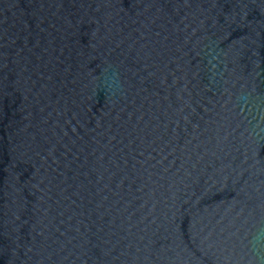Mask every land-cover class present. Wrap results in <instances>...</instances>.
Listing matches in <instances>:
<instances>
[{"label":"water","instance_id":"water-1","mask_svg":"<svg viewBox=\"0 0 264 264\" xmlns=\"http://www.w3.org/2000/svg\"><path fill=\"white\" fill-rule=\"evenodd\" d=\"M0 264H264V0H0Z\"/></svg>","mask_w":264,"mask_h":264}]
</instances>
